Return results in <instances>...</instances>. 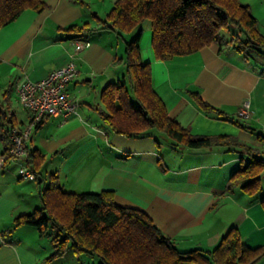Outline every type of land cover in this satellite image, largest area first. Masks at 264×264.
I'll list each match as a JSON object with an SVG mask.
<instances>
[{
  "label": "crops",
  "instance_id": "0c3cea01",
  "mask_svg": "<svg viewBox=\"0 0 264 264\" xmlns=\"http://www.w3.org/2000/svg\"><path fill=\"white\" fill-rule=\"evenodd\" d=\"M43 1V10L24 9L0 28V105L16 125H24L29 113L20 107L15 85L39 80L71 59L77 64L67 86L77 101L76 114L48 117L26 142L28 152L35 149L43 157L41 187L54 182L74 192L112 189L117 204L145 212L178 250H197L192 264H213L207 251L230 227L245 246H264V166L254 167L259 188L252 194L230 180L239 167L264 160V50L244 56L211 43L162 60L151 46L150 22H143L140 54L150 64L152 87L169 117L193 134L228 135L235 143L188 148L156 130L128 137L114 132L100 114L101 90L125 76L124 41L135 32L122 37L99 22L116 0ZM241 1L264 33V0ZM84 23L89 29L67 30ZM78 39L89 45L76 51ZM198 98L214 109L205 111ZM245 100L249 116L238 117ZM3 149L0 138V154ZM18 164L9 159L0 167V264H53L50 235L40 236L31 225L14 226L17 216L42 205L38 182L19 179ZM251 264H264V256Z\"/></svg>",
  "mask_w": 264,
  "mask_h": 264
},
{
  "label": "trees",
  "instance_id": "16d2710c",
  "mask_svg": "<svg viewBox=\"0 0 264 264\" xmlns=\"http://www.w3.org/2000/svg\"><path fill=\"white\" fill-rule=\"evenodd\" d=\"M45 7L43 0H0V28L24 9L41 11ZM98 20L102 27L122 37L135 31L132 38L124 41L125 76L108 83L100 94V114L114 132L135 137L156 130L188 148L235 143L228 135L193 134L189 127L169 117L164 101L152 87L150 64L141 57L139 41L141 25L149 21L151 46L159 59L190 54L211 43L220 48L230 46L248 56L252 51L264 50V33L259 31L258 20L248 4L241 0H116L105 19ZM86 29L89 25L84 23L67 30ZM198 104L205 111L214 109L200 98ZM15 123L7 107L0 105V125L7 126L0 134L4 144L1 154L9 144L8 125ZM28 158L27 166L40 186L42 205L17 216L14 226L31 225L40 236L50 235L54 251L49 260L63 256L69 249L74 254L96 258L98 264H192L197 260V250H178L145 212L117 204L112 189L74 192L54 182L41 187L39 168L43 157L33 149ZM255 161L230 176L233 183H242L250 194L259 188V170L254 167L264 166V160ZM207 253L213 264H251L264 256V246H245L237 229L230 227Z\"/></svg>",
  "mask_w": 264,
  "mask_h": 264
},
{
  "label": "built area",
  "instance_id": "2783aa9c",
  "mask_svg": "<svg viewBox=\"0 0 264 264\" xmlns=\"http://www.w3.org/2000/svg\"><path fill=\"white\" fill-rule=\"evenodd\" d=\"M89 45L87 39H78L75 50L78 51ZM77 74V64L71 59L65 65L57 67L43 78L32 81L18 82L14 90L19 105L29 113L28 121L20 126L8 125L7 138L9 144L3 154H0V167L6 160L19 159L17 175L21 180L34 181L35 173L27 166L29 152L26 142L32 137L34 129L48 117L60 116L64 119L76 114L77 101L71 96L67 86ZM249 102L243 101L236 115L249 116Z\"/></svg>",
  "mask_w": 264,
  "mask_h": 264
},
{
  "label": "rangeland",
  "instance_id": "374dc122",
  "mask_svg": "<svg viewBox=\"0 0 264 264\" xmlns=\"http://www.w3.org/2000/svg\"><path fill=\"white\" fill-rule=\"evenodd\" d=\"M53 251H54V247H53ZM53 264H91V263H87L84 258L82 259V257L79 256V254L78 255L74 254L69 249L66 251V253L63 256L56 257V260L53 262Z\"/></svg>",
  "mask_w": 264,
  "mask_h": 264
}]
</instances>
